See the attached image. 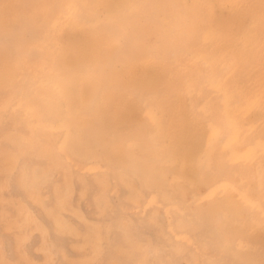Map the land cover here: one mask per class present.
<instances>
[{
    "label": "bare ground",
    "instance_id": "6f19581e",
    "mask_svg": "<svg viewBox=\"0 0 264 264\" xmlns=\"http://www.w3.org/2000/svg\"><path fill=\"white\" fill-rule=\"evenodd\" d=\"M154 2L161 4V0H79L71 7L68 20L78 27L81 38L74 41V46L58 48V54L68 59L66 64L74 51L80 55L75 59L82 58L78 63L82 69H77L71 80L79 100L70 101L66 89L63 92L55 84L56 79L37 80L30 93L44 99L42 92H50L56 106L46 112L42 107L25 105L28 123L36 132L52 137L61 152L77 149V142L82 141L99 156L107 166L108 186L121 197L118 206L129 221H141L138 242L154 257L147 264H173L178 251L187 253V264H264V0H170L175 13L163 17ZM145 17L149 23L143 25ZM103 63L111 71V83L87 85ZM114 88L122 97L111 105ZM87 97H91V103ZM133 116L136 122L129 120ZM82 119L85 124L97 122L102 127L92 130V125L87 130ZM108 125L113 128L110 131L116 130L109 132ZM128 151L136 156L131 157ZM96 172L80 173L91 176ZM122 181L138 189L143 204L132 209L123 197Z\"/></svg>",
    "mask_w": 264,
    "mask_h": 264
},
{
    "label": "rangeland",
    "instance_id": "374dc122",
    "mask_svg": "<svg viewBox=\"0 0 264 264\" xmlns=\"http://www.w3.org/2000/svg\"><path fill=\"white\" fill-rule=\"evenodd\" d=\"M78 1L79 0H14V1L13 0H0V48H1L0 49V70H1L0 72L2 73V74H0V91H1L0 92V125H1L0 126V137H1L0 138V177L2 178V179H0V224L2 225V226L0 225V243H1L0 244V264H22V263L24 264L25 262L27 264H103V263L104 264H114V263L115 264H124V263L125 264H147L149 262L151 263V261L154 259V257L152 255H149V253L146 252L147 250L145 248H143L138 242L139 239H137V237L141 233V230L139 228V227H141V221H139V220L129 221L126 212L123 211L122 209H120V206H118L120 204L119 201L121 200L120 199L121 197H120V195L116 194L110 188V185L108 186V184H110V180H109V177H107V173H106L107 166L100 160L99 156L96 155V153L94 151H92L91 149L86 147L82 141L77 142V144H78L77 149L70 148L65 152H63V151L61 152V150L57 148L56 141L52 137H49L47 135H42V134L36 132L34 127H31L30 123H28L29 117L25 111V108L27 106H29V107H31V106L42 107L46 112L51 108H52V110H55V106H56L55 105L56 104V100H55L56 98L52 93L47 92V91H43L42 96L44 99H39L38 97H36L30 93V87L32 89L33 85L35 84V82L37 80L41 79V80H50V81L53 80V81H55V79H56L55 84H57V87L63 92L66 89L67 92L65 91L64 93L69 94V96H70L69 100L70 101L72 99L73 102L76 103L79 100V96H77V94L75 93L74 86L72 83L73 81H71V80L73 77V73L81 67V64H78V63L82 58L75 59V57H78L80 55L78 52L74 51V53L71 54V57H72L71 61H68L66 64L65 61L68 59L64 60V58L60 57V55L58 54L59 53L58 48H60V47L65 48V47L74 46V44H75L74 41H77L81 38V36H79L80 30L78 29V27L72 26L68 20L69 9L73 6H75ZM164 1L165 0H161V4L158 3V5L156 2L153 3V6H155V7H156V5H157V7L159 6L158 8H155V9H159V11L161 12V16L163 17V16L169 15L171 13H175V8H174L175 6H173L174 4H172L170 2V0H166L165 1L166 3ZM168 4H171V6ZM160 5H162V6H160ZM164 6L170 10L166 9ZM12 8H13V10H12ZM162 8H164V9L162 10ZM53 13H54V15H53ZM20 14H22V15H20ZM62 14L64 16H62ZM17 16H18V19H17ZM49 16H50V19H49ZM143 20H142L141 24L145 25L144 22H146V24L149 23L147 17H145V19H143ZM41 23H45L47 25L41 24ZM39 24H41V25H39ZM7 26L11 29H8ZM10 30H11V32H10ZM69 39L71 41H67ZM52 41L55 43L53 44ZM47 43H49L50 45H48ZM38 44H40V45L38 46ZM29 45H31V46H29ZM42 46H43V50H42ZM48 46H49V48H48ZM77 47H79V45ZM88 47L91 50H93L90 44L88 45ZM112 48H113V46H112ZM112 48L110 49V51L112 50ZM44 49H45V54L47 51L46 55L44 54ZM8 50L10 51V53ZM23 51H24V53H23ZM25 51H26L27 56L25 55ZM9 56H11V57H9ZM17 56H20V57H17ZM46 56H47V58H46ZM21 59H23V61ZM26 60H28V61H26ZM43 60H44V62L46 60L47 63L45 62V64H44ZM15 61H16V63H15ZM19 61H20V63H19ZM23 62H24V64H23ZM54 62H56V65ZM76 63L78 65H75ZM87 63H88V61H87ZM14 64L16 67L17 66H19V67L21 66V67L20 68L17 67V69H16ZM103 64H104L103 66H101L102 64H100V67H98V70L95 72L93 78L88 79L86 81L87 85L90 86V84L92 82V83H96L95 86L97 87L98 84H102L103 82H106V81H108V82L110 81V83H111V79H110V78H112L111 71L107 67L106 63H103ZM7 65H8V67H7ZM22 66H23V68H22ZM69 66L72 68H70ZM103 67H105V71H104ZM10 68L12 71L9 70ZM73 68H75V69H73ZM3 69H5V70H3ZM81 69H82V67H81ZM4 72L5 73L7 72L5 74L7 77L5 75H3ZM61 72H62V74H61ZM96 73L98 75H96ZM102 73H104V74L102 75ZM28 75L30 76V79H29ZM26 77H28V78H26ZM61 77H62V79H61ZM3 78H4V80H3ZM43 78H46V79H43ZM67 78H68V81L66 80ZM25 79H26V81H24ZM57 79H59V80H57ZM69 80H70V82H69ZM63 83H65V84H63ZM16 84H17V86H16ZM69 85H71V87ZM6 87L9 89H5ZM13 87H14V89H13ZM1 88H2V90H1ZM114 90L112 91V93L113 92L114 93L113 94L111 93V96H112L111 97V105L112 104L114 105L116 100L120 99L122 97L119 95L117 89L114 88ZM44 92H46V93H44ZM23 93H24V97H23ZM48 94H50V95H48ZM72 94H74V95H72ZM86 95L90 96L87 93H86ZM114 95L116 96L115 98H113ZM4 96L5 97L8 96L9 98H5ZM50 96L52 99L50 98ZM90 98L91 97H87L86 101L91 103L92 99L90 100ZM31 99H32V101H31ZM53 99H54V103H53ZM21 100H23V101H21ZM44 101H46V103ZM48 101H50V102L48 103ZM31 102H32V105H30ZM41 103L43 104L42 106H40ZM50 104H51V106L47 107V105H50ZM25 105H27V106H25ZM44 105H46V106L43 107ZM47 108H48V110H47ZM129 120H131L132 122H136V117L133 116ZM81 121H82V123H84V127L86 129L87 128L89 129V127L92 125H93L92 130H97L96 129L97 127L98 128L102 127V125H100L97 122L94 124V123H92V122L90 123L88 121L85 124V119H82ZM123 123L126 124V122H124V121H123ZM108 129H109L108 130L109 132H114L116 130V129H114L113 131H110L113 128L109 125H108ZM28 130L30 133L28 132ZM31 132L33 133V135ZM31 137H33V138H31ZM34 140L36 143H34ZM2 141H4V142H2ZM6 141H7L8 145L4 146V145H6V143H5ZM14 143H17L18 145H21V146H16L17 144H14ZM9 144L13 145V146H9ZM39 144H43L45 146L39 145ZM125 144H127V141L125 142ZM14 146H16V147H14ZM40 147L42 148L43 152L42 151L39 152V150L41 149ZM8 150L10 153L8 152ZM11 150H12V152H11ZM24 150H26L27 152H25ZM86 150L88 152L92 151V153L91 154H90V152L87 153ZM30 152L32 153V155ZM131 152L132 151H128L129 155ZM19 155H20V158H19ZM27 155H29V156H27ZM36 155H37V157H36ZM58 155H60V156H58ZM88 155H90V157ZM91 155H93V156H91ZM40 156H41V158H40ZM130 156L133 157L136 155L133 154V152H132ZM60 157H62L61 158L62 160H60ZM39 158H40V160H38ZM54 159H55V161H54ZM75 159H77V160H75ZM1 160H3V161H1ZM79 160H81V161H79ZM29 161H30V163H29ZM67 162H68V164H67ZM33 163H34V165H33ZM60 164H61V166H63L62 168L60 167ZM103 164H104V166H103ZM54 165L56 167H54ZM71 166L73 168H71ZM25 167H26V169H23ZM54 169H56L57 172ZM92 169H97L96 174H93L90 176V174H87V173L86 174L80 173L83 170H87V172H88ZM59 171H61V172H59ZM20 172H21V175H20ZM73 172H74V174H73ZM36 175H38V176H36ZM18 176H20V177H18ZM45 177H46V179H45ZM64 178H65V180H64ZM16 179H17V181L15 182L14 180H16ZM96 180H98L99 183H97ZM34 181H36L37 184ZM64 181H66V182H64ZM88 182H90V183H88ZM11 183H12V185H11ZM16 183H18V184L16 185ZM19 183H20V186H19ZM31 184H32V186H31ZM71 186H73V189ZM123 186H124L123 197H125L127 199L128 204H130V206H132V209H134L135 206H139V205L143 204V200H142L143 195L138 191L137 188H135V186L130 185V187H131L130 188L129 184H125L124 182H123ZM57 187H58V189H57ZM105 187H107V188H105ZM69 189H70V191H69ZM58 190H61V191L59 192ZM62 191H64V192H62ZM19 192H21V193H19ZM34 192L38 193V194L36 195ZM86 192H88V193H86ZM77 193H79V194H77ZM137 193H138V195H137ZM10 194H12V196ZM31 194H32V196L29 197ZM83 194L84 195L86 194L85 197H83ZM131 194L133 196H131ZM14 196L17 198H15ZM37 197H38V201H37ZM56 197H58L59 199H57ZM136 197H138V198H136ZM33 198L36 201H33L34 200ZM83 198H85V199H83ZM57 200H58V202H57ZM132 200L134 201L135 204L132 202ZM33 202L35 204H33ZM131 202H132V204H131ZM24 203L25 204L28 203V204L25 205ZM61 203H62V205H61ZM73 203L74 204L76 203L75 208L73 206L74 205ZM44 204H45V206H44ZM31 205H32V207H30ZM58 205H60V206H58ZM41 207H43V208H41ZM59 207H61V208H59ZM70 207L71 208L73 207V208L70 210ZM46 208H47V210H46ZM78 208H79V210H78ZM93 208H94V210H93ZM76 210H78V211H76ZM116 211L118 213H116ZM76 212H77V214H75ZM78 213H79V215H78ZM90 213H91V216H90ZM92 214H94V215H92ZM29 215H30V217H29ZM55 215L56 216L58 215V216L56 217ZM81 215H83L86 218H84ZM64 217H65V219H64ZM101 217L102 218L104 217V218L102 219ZM90 218H92V219H90ZM84 219L85 220L88 219V220H86V222H85ZM89 219H90V221H89ZM36 220L37 221L39 220V221L36 222ZM60 220H62V221H60ZM81 220H82V222H81ZM88 222H90V223H88ZM92 222H95V223H92ZM118 222L120 224H117ZM37 224H38V226H37ZM96 224L99 225V226H97L98 228L95 227ZM55 225H57V226H55ZM186 227H187V225H186ZM103 228H104V230H103ZM44 229L47 231H44ZM95 229L98 232L97 231L95 232ZM52 230H53V232H52ZM68 230L70 231L69 235L67 233ZM85 231H87L88 233ZM107 231H108V233H107ZM127 232H129L128 235L126 234ZM73 233H75V235H77V236H75ZM104 233H107V234H104ZM110 233H112V234H110ZM80 234H82V236ZM78 236L80 238H78ZM96 236H97V238H96ZM106 236L107 237L109 236V238H107ZM24 238H27V240ZM78 239H81V241ZM108 239H109V241L107 242ZM74 240H75V243H73ZM28 241H30V242H28ZM118 241H120V242H118ZM36 242H38V243H36ZM111 242L113 245L111 244ZM124 242H126V243H124ZM127 242H129V243H127ZM133 242H135V243L133 244ZM44 243H46V244H44ZM84 243L85 244L87 243V244L85 245ZM102 243H103V245H102ZM96 244H97V246H96ZM45 245H46V248H45ZM72 245L74 248L72 247ZM139 245H140V247H139ZM94 246H96V247H94ZM129 246H132V248H130ZM136 247H138V248H136ZM97 248H100V250H98ZM103 248L106 251L103 250ZM140 249H142V250L138 251ZM25 250L27 253L25 252ZM119 250H121V251H119ZM30 251H31V253H30ZM111 251H113V252H111ZM28 252H29V255H27ZM182 252H183V254H182ZM182 252L178 251L173 255V256H176V258H177V261H175L174 263L181 264V261H182V264H187V253L185 251H182ZM96 253L99 255H97ZM90 255H91V257H90ZM92 255H93V258H92ZM104 255H105V257H104ZM27 256H30V257H27ZM63 256L66 258L64 259ZM97 256H99V257H97ZM41 259H42V261H41ZM76 259H78V260H76ZM35 260H37V261H35ZM81 260L84 261V263H82ZM85 260L88 262H86ZM163 260H164V262L167 263V258H165ZM51 261L54 263H52ZM126 261H128V262H126ZM169 264H172V263H169Z\"/></svg>",
    "mask_w": 264,
    "mask_h": 264
}]
</instances>
